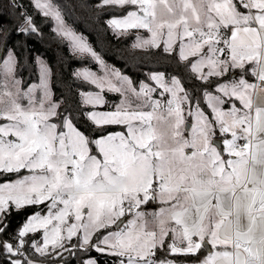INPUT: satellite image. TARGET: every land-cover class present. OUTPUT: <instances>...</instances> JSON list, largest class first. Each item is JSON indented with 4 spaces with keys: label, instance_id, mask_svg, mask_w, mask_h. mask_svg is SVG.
Returning a JSON list of instances; mask_svg holds the SVG:
<instances>
[{
    "label": "snow or ice",
    "instance_id": "6c2138e0",
    "mask_svg": "<svg viewBox=\"0 0 264 264\" xmlns=\"http://www.w3.org/2000/svg\"><path fill=\"white\" fill-rule=\"evenodd\" d=\"M29 2L55 20V31L74 52L103 68V75L87 68L75 73L98 89L79 93L84 103L103 106L106 89L123 94L113 111H91L89 120L124 131L95 137L80 131L71 112L52 99L51 68L39 60V84L22 90L17 58L5 48L0 56V252L8 255L0 264H57L55 258L76 251L87 256L80 264H100L89 255L92 250L115 257L114 264H176L169 254L196 255L205 245L220 250L196 264H264V0L86 5L97 11L124 9L106 21L115 32L147 30L150 37H137L133 48H160L163 42L165 53L177 51L184 66L207 82L203 96L209 114L178 76L166 80L163 72H152L148 79L156 87L144 81L134 85L65 22L59 5ZM8 6L20 16L14 32L38 31L19 0H8ZM4 31L0 23V40ZM230 66L242 70L239 80H210L224 77ZM245 74L258 83H249ZM153 93L171 98L162 105ZM185 114L195 119L187 137ZM215 125L231 136L223 140L226 148L213 139ZM150 202L158 210L148 211ZM41 205L43 215L34 211L15 236L9 234L10 207ZM41 230L40 241L34 235L25 239Z\"/></svg>",
    "mask_w": 264,
    "mask_h": 264
},
{
    "label": "trees",
    "instance_id": "16d2710c",
    "mask_svg": "<svg viewBox=\"0 0 264 264\" xmlns=\"http://www.w3.org/2000/svg\"><path fill=\"white\" fill-rule=\"evenodd\" d=\"M24 9L33 17L38 31L33 33L14 32L13 29L20 23L17 9L8 6V0H0V23L4 24V40H0V56L4 54L5 48L11 49L18 61L17 75L22 80V87L39 80V70L36 56L42 55L48 61L52 70V90L55 100L61 103V109H68L72 116L74 125L85 134L91 133L95 137L98 133L114 131L117 126L101 128L94 126L86 116L87 107L82 104V90L90 89V85L82 78L75 75L77 68L91 65L93 62L86 56L73 53L66 40L57 36L53 29V20L44 17L35 10L29 0H19ZM60 6L67 20L76 30L88 37L94 49L108 63L117 67L128 75L136 85L138 81H148L150 72L162 71L165 75L178 76L190 93V98L198 97L201 107L209 114L210 109L204 100L203 89L207 82L196 78L178 58V52L165 53L164 48L149 47L138 49L132 47L133 36L120 35L107 25L106 21L113 16H121L124 9L105 8L97 11L95 8L86 6L96 3V0H52ZM217 80V79H215ZM219 81L222 79H218ZM212 88H209V90ZM12 178H15L13 176ZM153 204L152 202H150ZM155 205V204H153ZM39 206H28L19 210H9L11 215L7 218L9 234L15 236L23 226L27 218L37 211ZM29 234L26 240L32 239ZM7 239V237H4ZM201 249L196 255H171L178 259L196 261L203 254ZM7 253L0 252V262L4 260ZM89 255L99 259L100 264H114L115 257L92 250ZM87 256L77 251L64 261L57 264H79L81 259Z\"/></svg>",
    "mask_w": 264,
    "mask_h": 264
},
{
    "label": "rangeland",
    "instance_id": "374dc122",
    "mask_svg": "<svg viewBox=\"0 0 264 264\" xmlns=\"http://www.w3.org/2000/svg\"><path fill=\"white\" fill-rule=\"evenodd\" d=\"M55 4V3H54ZM63 14V13H62ZM118 17V16H117ZM51 18V17H50ZM63 18H64V20H65V22L68 24V25H70L76 32H77V34H80V35H82L85 39H86V41L93 47V45H92V43L90 42V40L88 39V37L86 36V35H84L83 33H81L80 31H78V30H76L70 23H68L67 22V20L65 19V17H64V15H63ZM112 18V17H111ZM52 19V18H51ZM53 20V29H54V31H55V29H56V22H55V20L54 19H52ZM115 32V31H114ZM55 33L57 34V32L55 31ZM115 34L117 35V36H120V35H125V36H133V42H132V45L134 44V43H137L138 41H137V37H139L140 38V40L142 41V40H144V39H148L149 37H150V33H148L147 32V30H144V29H129L126 33H120V32H115ZM57 36H59V37H61L60 35H58L57 34ZM62 39H64L63 37H61ZM64 40H66V39H64ZM67 41V40H66ZM67 43H68V45H69V48H70V50L73 52V53H75L76 55H79V56H82V54H80V53H76V52H74L72 49H71V47H70V43L67 41ZM161 47H163L164 48V44H163V42H161ZM94 48V47H93ZM146 48H149V47H146ZM146 48H138V49H146ZM175 48H177V45H174V49ZM9 50H11V49H9ZM95 50V49H94ZM96 51V50H95ZM14 53V52H13ZM98 53V52H97ZM15 55V54H14ZM86 57H88V58H90L91 60H92V64L91 65H85V66H81V67H79V68H77V70H76V73L78 72V71H80V70H82V69H85V68H87V69H90V70H92V71H94V72H96L97 73V75H103L104 74V70H103V68H101V66L98 64V62H96L95 60H93L90 56H86ZM103 59V58H102ZM39 60H42V61H44L49 67H50V65H49V63H48V61L46 60V58L44 57V56H42V55H37L36 56V61H37V64H38V61ZM104 60V59H103ZM105 61V60H104ZM106 62V64L108 65V67L109 68H116V69H118L117 67H115V66H113L112 64H110V63H108L107 61H105ZM51 68V67H50ZM118 70H120V69H118ZM205 71H207V69H205ZM120 72H121V70H120ZM154 72H162V71H154ZM150 73H152V72H150ZM164 73V72H163ZM241 73H242V70L241 69H238V68H232L231 66L229 67V71H228V73L224 76V77H221L220 79H222V80H220V82L221 83H226V82H231L232 80H239L240 78H241ZM121 74L122 75H126V74H124L123 72H121ZM165 74V73H164ZM128 76V75H127ZM149 76V75H148ZM172 76H175V75H172ZM245 76H247L249 79H250V76L251 75H249V74H245L244 76H243V78L245 79ZM129 77V76H128ZM168 77L169 76H167V75H165V79L167 80L168 79ZM17 78L18 79H20V77L17 75ZM81 78V77H80ZM215 79H219V78H215V77H213V78H210V80H215ZM39 80L38 81H36V82H33L34 84H39ZM145 82V81H144ZM33 83H31V84H33ZM88 83V82H87ZM113 83H115V84H117V86H119V83H118V81H116L114 78H113ZM145 83H150L153 87H156V85H155V82H153V81H149V79H148V81H146ZM89 85H90V89H86V90H82L81 92H96V91H98V89L96 88V86L95 85H92V84H90V83H88ZM50 87H51V92H52V99H53V101H57V100H55L54 99V97H53V90H52V77H51V84H50ZM21 88H22V90L23 89H26V88H24V87H22V85H21ZM209 90V89H208ZM158 91H159V89H158ZM209 91H213V94L214 95H221L222 96V94L221 93H219V92H217V91H214L213 89H210ZM103 97H104V100L106 101V103L103 105V106H99V107H94L93 105H89V104H86V103H84L83 102V97L81 96V100H82V104L84 105V106H86L87 107V110H86V112H85V114H86V116L88 117V113L89 112H91V111H113L114 109H115V106L116 105H119V103L121 102V100L123 99V94L122 93H116V92H110V91H107V89L103 92ZM36 96H37V98H39V96H40V92H39V90H37V92H36ZM171 97H170V95L169 94H165L164 96H158L156 93H153V99H159L160 101H161V104L162 105H166V101H167V99H170ZM222 98H223V96H222ZM204 100L206 101V103H207V100H206V98L204 97ZM22 103H26V101H22ZM231 103H234V104H236V106L239 108V107H242L241 106V104L239 103V101H237V100H235L234 98H232V100H231ZM201 106V105H200ZM222 107L224 108V110H228L229 108H230V104H225V105H222ZM202 108V107H201ZM203 109V108H202ZM145 111H148V110H150L149 108H145L144 109ZM204 110V109H203ZM205 111V110H204ZM205 113L206 114H208L206 111H205ZM210 118H211V116H210ZM184 119H185V124H184V126H183V128H184V134H185V136L187 137V136H190L191 135V130H190V128L188 127V125L189 124H192V123H195V119H194V117H190V116H188L187 114H185V117H184ZM0 122H2V121H0ZM53 122H56V123H58V121H56V120H54ZM215 128H216V132H215V135H214V137H213V139L215 140V139H221V141H222V145H221V147H218V148H226V146L223 144V140H225V139H230L231 138V136H230V134H225V133H221L220 131H219V125H215ZM120 131H124V127L123 126H117V129L116 130H114V131H112V132H120ZM11 138V137H10ZM223 155H224V157L225 158H228V154H227V152L225 151L224 153H223ZM13 179H15V178H13ZM158 205H153V204H151V203H149V205L148 206H146L147 207V210L148 211H153V210H158V207H157ZM11 209V207L9 208V210ZM38 210L41 212V215H43L44 214V212L46 211V209H44V206L43 205H41V206H39V208H38ZM32 215V214H31ZM30 215V216H31ZM29 216V217H30ZM131 217L129 216V217H127L126 219H130ZM27 221V220H26ZM26 221L24 222V223H26ZM34 235V237H35V239L37 240V241H40L41 239H42V230L40 231V232H37V233H35V234H33ZM25 239H27V238H25ZM73 243H75V238H74V240H73ZM169 243V241H168V239H166V241H165V244L167 245ZM206 247V246H205ZM214 250H215V248H214ZM77 252V251H76ZM213 252V251H212ZM158 255L160 254L159 252L157 253ZM70 257V254L69 253H67V252H65L64 253V258H63V260H60L59 258H55L57 261H64L65 259H68ZM168 258L170 259V260H174L175 262H176V264H196L195 262L193 263L192 261H190V260H185V259H178V258H173V257H171V255L169 254L168 255ZM86 259V258H85ZM202 259V258H201ZM115 261V259L113 260V262ZM186 261H190V262H186ZM80 264V263H79Z\"/></svg>",
    "mask_w": 264,
    "mask_h": 264
},
{
    "label": "crops",
    "instance_id": "0c3cea01",
    "mask_svg": "<svg viewBox=\"0 0 264 264\" xmlns=\"http://www.w3.org/2000/svg\"><path fill=\"white\" fill-rule=\"evenodd\" d=\"M245 79L246 80H248V82L249 83H258V81L255 79V77L254 76H250V79L247 77V76H245ZM253 116H254V111H253ZM158 207V206H157ZM169 241V240H168ZM170 242V241H169ZM201 249H203L204 250V252H203V254L198 258V260L199 259H201V258H204L205 256H207L208 254H210L212 251L214 252V251H218V250H220L218 247L217 248H215V250H214V248H212L210 245H209V249L208 248H206L205 246H202V248ZM200 249V250H201ZM198 260H196V261H192L193 263L195 262H197ZM186 262H190V261H186Z\"/></svg>",
    "mask_w": 264,
    "mask_h": 264
},
{
    "label": "water",
    "instance_id": "95a60500",
    "mask_svg": "<svg viewBox=\"0 0 264 264\" xmlns=\"http://www.w3.org/2000/svg\"><path fill=\"white\" fill-rule=\"evenodd\" d=\"M215 141V143H216V145L218 146V147H221V145H222V141H221V139H215L214 140ZM206 246V248H208L209 249V245H205Z\"/></svg>",
    "mask_w": 264,
    "mask_h": 264
},
{
    "label": "built area",
    "instance_id": "2783aa9c",
    "mask_svg": "<svg viewBox=\"0 0 264 264\" xmlns=\"http://www.w3.org/2000/svg\"><path fill=\"white\" fill-rule=\"evenodd\" d=\"M238 143H243V141H238Z\"/></svg>",
    "mask_w": 264,
    "mask_h": 264
}]
</instances>
